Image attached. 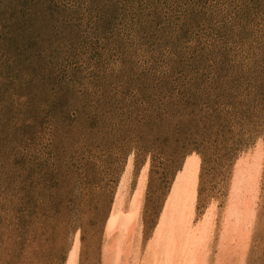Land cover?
<instances>
[{"label":"rangeland","instance_id":"1","mask_svg":"<svg viewBox=\"0 0 264 264\" xmlns=\"http://www.w3.org/2000/svg\"><path fill=\"white\" fill-rule=\"evenodd\" d=\"M258 143L264 0H0V264H65L76 240L79 264H104L131 157L128 199L148 174L141 249L190 181L195 228L215 215V264L236 163ZM260 176L239 264H264V156Z\"/></svg>","mask_w":264,"mask_h":264},{"label":"bare ground","instance_id":"2","mask_svg":"<svg viewBox=\"0 0 264 264\" xmlns=\"http://www.w3.org/2000/svg\"><path fill=\"white\" fill-rule=\"evenodd\" d=\"M263 156V148L258 143L251 153L244 155L236 163L226 205L222 211L218 233L220 242L218 241L217 246L220 255L215 264L224 263V254L231 259L234 257L237 264L244 256V245L250 233L249 225L254 221ZM131 158H128L119 180V188L115 198L113 197L105 225L103 236L107 242L102 249L104 264H209L213 233L217 230L215 215H211L212 211L204 220V225L195 228L196 191L190 181L171 189L157 227L144 249H141L140 218L148 174L147 171L139 174L128 199L127 188L133 170ZM79 255L80 246L76 240L65 264H79Z\"/></svg>","mask_w":264,"mask_h":264}]
</instances>
